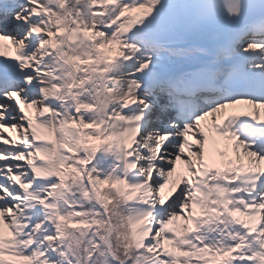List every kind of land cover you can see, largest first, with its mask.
Instances as JSON below:
<instances>
[{
	"label": "snow or ice",
	"instance_id": "obj_1",
	"mask_svg": "<svg viewBox=\"0 0 264 264\" xmlns=\"http://www.w3.org/2000/svg\"><path fill=\"white\" fill-rule=\"evenodd\" d=\"M0 264H264V0H0Z\"/></svg>",
	"mask_w": 264,
	"mask_h": 264
},
{
	"label": "bare ground",
	"instance_id": "obj_2",
	"mask_svg": "<svg viewBox=\"0 0 264 264\" xmlns=\"http://www.w3.org/2000/svg\"><path fill=\"white\" fill-rule=\"evenodd\" d=\"M239 107H245V106L242 105V106H239Z\"/></svg>",
	"mask_w": 264,
	"mask_h": 264
}]
</instances>
